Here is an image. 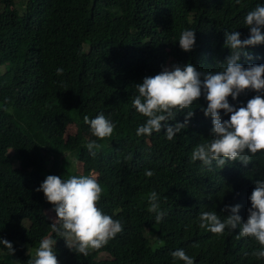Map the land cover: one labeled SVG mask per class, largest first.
I'll list each match as a JSON object with an SVG mask.
<instances>
[{"label": "trees", "instance_id": "1", "mask_svg": "<svg viewBox=\"0 0 264 264\" xmlns=\"http://www.w3.org/2000/svg\"><path fill=\"white\" fill-rule=\"evenodd\" d=\"M257 5L264 0H0V238L15 249L0 242V264H29L46 236L57 241L59 264H185L171 255L177 249L194 264H264L252 255L261 245L239 236V227L214 234L199 220L215 211L223 221L226 206L236 204L247 220L255 181L264 180V150L248 165L229 161L221 169L214 161L209 168L191 159L212 138L204 95L191 106L189 127L171 141L166 127L138 136L147 118L132 105L135 85L165 66L221 71L231 54L225 33L247 38L244 21ZM186 29L196 33L191 52L178 42ZM246 50L252 59L242 56L245 67L264 64V43ZM255 95L247 90L229 102L238 108ZM187 111L168 123L183 122ZM100 113L116 125L103 140L84 122ZM90 141L101 145L95 157ZM89 174L103 188L97 207L123 230L85 256L52 231L56 212L36 189L48 175ZM152 191L165 213L159 223L149 211Z\"/></svg>", "mask_w": 264, "mask_h": 264}, {"label": "clouds", "instance_id": "2", "mask_svg": "<svg viewBox=\"0 0 264 264\" xmlns=\"http://www.w3.org/2000/svg\"><path fill=\"white\" fill-rule=\"evenodd\" d=\"M244 23L250 28L247 38L242 39L239 31L225 33V47L231 49V54L221 71L202 72L192 63L176 64L163 67L158 74L145 77L142 83L135 85L138 95L133 98L132 105L147 118L145 123L138 126V136H150L153 131L159 132L166 127L167 139L173 140L177 133L189 127L195 115L191 106L204 95L208 103L202 110L206 117L212 119V138L194 148L191 154L193 161L199 160L209 168L215 161L221 169L229 161L248 165L252 156L264 150V64L249 61L245 67L240 63L242 56L252 59L246 50L249 46L264 43V5H257L248 12ZM178 42L183 51L191 52L196 45L195 31L184 30ZM62 73L63 69L58 68L57 74ZM247 90H254L257 95L249 99L245 106L237 108L229 102L230 96L236 100ZM185 109L188 111L183 122L168 123L176 120L177 114ZM221 110L225 115L230 114V118L224 119ZM84 122L90 125L92 134L101 140L111 137L116 127L103 113L93 119L85 116ZM86 147L95 157V150L101 145L90 141ZM153 174L152 170L145 172L148 177ZM36 191H43L56 212L52 231L65 238L68 248L77 254L87 256L90 250L104 247L123 230L120 220L113 219L97 207L103 188L95 175H73L66 180L57 175H48ZM249 199L251 207L246 221L239 214L241 205H228L225 210H230V214L223 221L215 211L202 212L199 216L200 227L214 234H223L226 228L235 230L239 227V236L254 238L261 245L252 252L253 256L261 259L264 258V180L255 181ZM148 200L149 211L157 213L156 222L159 223L165 213L160 211L158 194L150 192ZM0 242L14 254L12 242L3 238H0ZM56 242L50 236L41 239L29 264H59L54 250ZM171 255L185 264H194L193 258L183 249H177Z\"/></svg>", "mask_w": 264, "mask_h": 264}, {"label": "rangeland", "instance_id": "3", "mask_svg": "<svg viewBox=\"0 0 264 264\" xmlns=\"http://www.w3.org/2000/svg\"><path fill=\"white\" fill-rule=\"evenodd\" d=\"M23 2V0H17L18 5H20ZM171 65V62H170ZM100 258H107V254H101Z\"/></svg>", "mask_w": 264, "mask_h": 264}]
</instances>
